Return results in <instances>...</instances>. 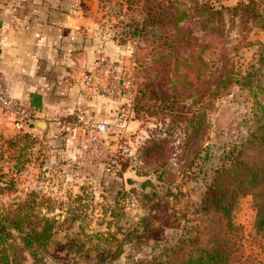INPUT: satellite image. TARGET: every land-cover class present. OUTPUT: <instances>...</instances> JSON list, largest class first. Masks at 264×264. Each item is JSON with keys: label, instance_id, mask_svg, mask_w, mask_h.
Listing matches in <instances>:
<instances>
[{"label": "rangeland", "instance_id": "374dc122", "mask_svg": "<svg viewBox=\"0 0 264 264\" xmlns=\"http://www.w3.org/2000/svg\"><path fill=\"white\" fill-rule=\"evenodd\" d=\"M99 6L109 58L131 82L115 100L121 111L95 142L73 113L38 119L46 127L36 138H0V214L54 223L37 249L44 264L56 256V264H132L205 232L234 242L231 264H264L253 196L231 200V233L208 208L210 185L230 187L225 171L235 158L250 160L264 125V0ZM13 248L20 264H37Z\"/></svg>", "mask_w": 264, "mask_h": 264}, {"label": "crops", "instance_id": "0c3cea01", "mask_svg": "<svg viewBox=\"0 0 264 264\" xmlns=\"http://www.w3.org/2000/svg\"><path fill=\"white\" fill-rule=\"evenodd\" d=\"M104 14L99 0H0V70L7 94L32 106L30 130L38 119L70 121L75 109L94 122L121 111V98L83 82L96 62L113 55V40L100 35ZM106 78L104 72L100 84ZM14 134L13 114L0 108V138Z\"/></svg>", "mask_w": 264, "mask_h": 264}, {"label": "trees", "instance_id": "16d2710c", "mask_svg": "<svg viewBox=\"0 0 264 264\" xmlns=\"http://www.w3.org/2000/svg\"><path fill=\"white\" fill-rule=\"evenodd\" d=\"M22 135L28 136L26 133ZM254 137L256 151L250 160L235 158L225 171L231 179L230 187L215 182L210 185L208 208L219 215L223 233L235 230L230 220L232 201L236 195L243 194L253 196L257 210L255 227L258 231H264V125ZM53 225V222H49L40 228V222H32L27 217L0 214V264H20L18 256L21 250L18 255V252L13 251V247L18 250L20 246L30 251L35 263L44 264V258L39 256L37 249L44 248L49 242ZM10 229L20 233L21 236L13 237L18 239V244L9 241L12 239ZM202 239L206 240L201 242ZM235 251L234 242L223 234H189L181 237L175 245L163 246L162 251L156 255L136 258L132 264H231L235 261ZM57 257L55 260L52 258L50 264H56ZM116 257L115 254L113 259Z\"/></svg>", "mask_w": 264, "mask_h": 264}, {"label": "built area", "instance_id": "2783aa9c", "mask_svg": "<svg viewBox=\"0 0 264 264\" xmlns=\"http://www.w3.org/2000/svg\"><path fill=\"white\" fill-rule=\"evenodd\" d=\"M104 72H107L105 84H100L103 81ZM84 85L100 93L113 98H122L126 96L127 90L130 87V80L122 78L110 58L101 59L96 62L91 71L86 74ZM0 108L11 112L14 116L15 132L18 134H28L30 138L37 137V131L33 125L34 111L25 100L19 98H11L6 92V85L2 71L0 70ZM73 115L76 122L84 125L88 132V138L92 142L97 140V132H106L109 130V125L106 122H94L86 120L84 113L80 109H75ZM122 117V115H120Z\"/></svg>", "mask_w": 264, "mask_h": 264}, {"label": "water", "instance_id": "95a60500", "mask_svg": "<svg viewBox=\"0 0 264 264\" xmlns=\"http://www.w3.org/2000/svg\"><path fill=\"white\" fill-rule=\"evenodd\" d=\"M34 125L36 129L44 130L46 127V122L43 120H37ZM125 181L128 185L141 184L140 181L132 177H127Z\"/></svg>", "mask_w": 264, "mask_h": 264}]
</instances>
